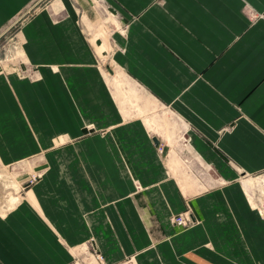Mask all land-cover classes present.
<instances>
[{
	"label": "crops",
	"instance_id": "crops-1",
	"mask_svg": "<svg viewBox=\"0 0 264 264\" xmlns=\"http://www.w3.org/2000/svg\"><path fill=\"white\" fill-rule=\"evenodd\" d=\"M102 1L119 23L108 65L184 136L163 143L123 115L80 25L88 0H0V37L21 21L37 77L0 69V162L41 169L0 215V264H81L83 246V264L93 250L103 264H264V217L241 183L264 176V0ZM173 150L213 186L189 195ZM187 206L199 223L172 225Z\"/></svg>",
	"mask_w": 264,
	"mask_h": 264
},
{
	"label": "rangeland",
	"instance_id": "rangeland-1",
	"mask_svg": "<svg viewBox=\"0 0 264 264\" xmlns=\"http://www.w3.org/2000/svg\"><path fill=\"white\" fill-rule=\"evenodd\" d=\"M48 1L50 0H44L43 3L46 4ZM88 2L90 7L89 19L92 22L86 21L82 15L80 25L95 47L101 71L121 112L125 117H142L147 130L152 135L159 138L163 143L166 141L170 144L174 143L173 146H175L184 136L182 123L169 109L146 94L112 62V66L108 65V56L105 53L111 51L109 35L112 30L119 29L118 19L112 11L107 9L102 0H93L94 6L91 0H88ZM93 8L97 11L98 18ZM20 28L21 21H18L0 37V69L18 72L20 76L35 79L37 78L36 75L33 71L26 69L25 60L22 57ZM96 39H101L102 44L96 45ZM167 150L169 148H166V153ZM170 154L171 152L169 156ZM175 154L181 163L177 172L170 171L169 173L176 180L182 175H189L190 182L193 183L189 195H194L213 186L210 181L211 177H206L210 180L203 177L209 175L208 171L189 161H182L177 152ZM38 162H40L38 157L12 165H3L0 162V215H4L5 212L14 207L20 200L21 192L41 175V169L36 170ZM26 176L28 181L24 183L21 180L22 177ZM260 179L264 180V176H243L241 183L251 205L257 208L264 217V195L259 192ZM85 249L84 246L81 249V264L91 259Z\"/></svg>",
	"mask_w": 264,
	"mask_h": 264
},
{
	"label": "built area",
	"instance_id": "built-area-1",
	"mask_svg": "<svg viewBox=\"0 0 264 264\" xmlns=\"http://www.w3.org/2000/svg\"><path fill=\"white\" fill-rule=\"evenodd\" d=\"M156 151L159 154L164 152V147L162 144L156 146ZM172 225L181 227L182 229H188L196 226L199 222L194 218L191 209L187 206L185 210L180 212L177 215H174L170 218ZM92 259L97 264H103V257L101 254L95 250L92 251Z\"/></svg>",
	"mask_w": 264,
	"mask_h": 264
},
{
	"label": "bare ground",
	"instance_id": "bare-ground-1",
	"mask_svg": "<svg viewBox=\"0 0 264 264\" xmlns=\"http://www.w3.org/2000/svg\"><path fill=\"white\" fill-rule=\"evenodd\" d=\"M260 191L263 195H264V180L263 179H260Z\"/></svg>",
	"mask_w": 264,
	"mask_h": 264
}]
</instances>
